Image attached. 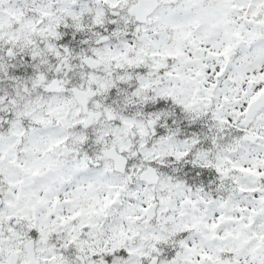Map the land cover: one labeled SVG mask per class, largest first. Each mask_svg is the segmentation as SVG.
Wrapping results in <instances>:
<instances>
[{
    "label": "snow or ice",
    "instance_id": "6c2138e0",
    "mask_svg": "<svg viewBox=\"0 0 264 264\" xmlns=\"http://www.w3.org/2000/svg\"><path fill=\"white\" fill-rule=\"evenodd\" d=\"M0 264H264V0H0Z\"/></svg>",
    "mask_w": 264,
    "mask_h": 264
}]
</instances>
